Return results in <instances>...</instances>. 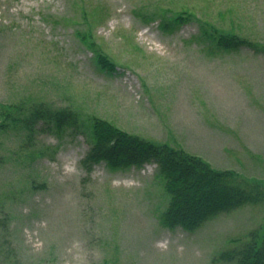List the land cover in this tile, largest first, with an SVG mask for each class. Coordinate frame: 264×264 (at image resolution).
Wrapping results in <instances>:
<instances>
[{"label":"rangeland","instance_id":"1","mask_svg":"<svg viewBox=\"0 0 264 264\" xmlns=\"http://www.w3.org/2000/svg\"><path fill=\"white\" fill-rule=\"evenodd\" d=\"M181 13L263 48L212 54ZM39 106L81 131L27 127ZM92 117L264 181V0H0V264H234L218 257L263 228L264 204L164 228L154 164L81 166Z\"/></svg>","mask_w":264,"mask_h":264},{"label":"trees","instance_id":"2","mask_svg":"<svg viewBox=\"0 0 264 264\" xmlns=\"http://www.w3.org/2000/svg\"><path fill=\"white\" fill-rule=\"evenodd\" d=\"M151 15L145 22H151ZM196 21L200 32L208 40L210 53L237 51L242 48L256 50L263 48L237 33L221 32L216 28H207L206 24L196 19L191 13L177 15L172 23L181 24ZM164 20L161 29L168 26ZM169 25V24H168ZM86 33L84 40H90ZM93 53L98 51L93 43L88 42ZM98 66L107 72H114L115 65L101 54L96 56ZM26 126L42 122L43 128L63 131L69 128L73 134L80 132L77 114L68 110H51L33 107ZM86 133L88 151L81 161V166L90 173L92 167L104 162L113 169L141 168L145 164H155L157 177L162 180L168 204L160 222L164 228L180 227L192 231L208 219L230 212L246 204H264V181L239 176L233 171L213 169L209 163L199 157L187 154L180 148H173L166 143H155L137 135L122 131L109 122L92 117ZM0 220V226L1 225ZM218 259L234 264H264V226L248 234V240L241 246L223 251Z\"/></svg>","mask_w":264,"mask_h":264}]
</instances>
